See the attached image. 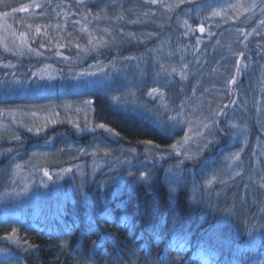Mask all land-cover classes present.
<instances>
[{
    "label": "rangeland",
    "instance_id": "obj_1",
    "mask_svg": "<svg viewBox=\"0 0 264 264\" xmlns=\"http://www.w3.org/2000/svg\"><path fill=\"white\" fill-rule=\"evenodd\" d=\"M133 1L0 0V264H28L35 254L23 238L29 227L65 223L68 210L105 213L118 194L157 177L175 187L171 195L184 189L217 218L212 235L226 228L240 241L237 250L264 260V48L257 46L264 35L253 32L264 34V13L250 8L264 0ZM127 46L141 50L125 55ZM102 50L108 58L97 60ZM25 61L29 72L15 73ZM161 64L176 72L167 75ZM67 87L76 95L64 96ZM153 88L159 92L149 95ZM103 110L139 132L147 124L164 144L123 141L96 118ZM59 126L73 133L37 142Z\"/></svg>",
    "mask_w": 264,
    "mask_h": 264
},
{
    "label": "trees",
    "instance_id": "obj_2",
    "mask_svg": "<svg viewBox=\"0 0 264 264\" xmlns=\"http://www.w3.org/2000/svg\"><path fill=\"white\" fill-rule=\"evenodd\" d=\"M123 2L128 7L135 1ZM138 3L141 6L142 2ZM136 49L141 50V46H127L125 55ZM66 51L75 54L76 48L70 46ZM108 53V50H102L96 59H107ZM4 54L0 53V59L6 57ZM18 65L15 73H28L33 67L27 61ZM7 81L12 78L1 82L5 84ZM68 83L72 80L68 79ZM59 92L62 91L56 90ZM65 93L64 96H74L76 89L67 87ZM99 103L103 104V98H97L96 106ZM101 116L107 125L124 134L122 140L131 145H138L141 141L164 144V135L155 129L148 130L147 124L143 125L145 131L139 132L128 121L122 120L120 124L113 120L105 110L97 112L96 118ZM120 117L135 124L141 123L129 114L122 113ZM69 133H73L70 128L59 126L41 133L37 142H43L48 136ZM105 210V213L98 214L86 213L80 208L75 215L68 210L65 223L29 227L23 238L35 247V254L26 258V262L131 264L136 260L138 264H256L261 260L260 252L237 250L240 241L230 230L223 229L219 237L212 235V230L218 226L217 218L204 207L193 204L188 191L181 189L175 196L171 195L158 177L151 186L135 185L118 194L107 203Z\"/></svg>",
    "mask_w": 264,
    "mask_h": 264
},
{
    "label": "snow or ice",
    "instance_id": "obj_3",
    "mask_svg": "<svg viewBox=\"0 0 264 264\" xmlns=\"http://www.w3.org/2000/svg\"><path fill=\"white\" fill-rule=\"evenodd\" d=\"M78 2L82 4V3H83V0H78ZM145 2H146V3H150V4H156V3H158V0H145ZM35 7H36V8H41L42 6H41L40 4H38V3H36V4H35ZM233 7H236V6H233ZM256 7H260L262 13H264V4H257V3L254 2V3H252V4L250 5V8H252V9H254V8H256ZM18 10L21 11V12H26V11H28V7H22V8H20V9H18ZM169 10H171V7H169ZM247 10H248V8H245V11H247ZM147 14H148V13H145V15H147ZM5 15H8V14L5 13ZM65 16H67V14H65ZM119 18H120V19H123V17H119ZM134 23H135V21H134ZM259 23H260L261 26H264V20H260ZM184 24L187 25V21H184ZM58 27H59V26H58ZM199 30H200L201 32H204L205 29H204L203 25H201V26L199 27ZM36 32H37V34H39V33H40V28H37V29H36ZM253 32H255L257 35H264V34L260 33L257 29H253ZM45 35H47V33H45ZM129 35H132V34H129ZM25 36H26V33H21V34H20L21 46H26V45H27V40L25 39ZM197 42H199V41H197ZM88 43H89V44H92V41L89 40ZM218 43H219V42H218ZM59 46H60V45H58V47H59ZM257 46H258V47H262V48H264V45H260L259 43H257ZM41 47H44V45L41 44ZM76 47L79 48L80 46L77 44ZM245 47H247V44H245ZM94 48H95V45H93V49H94ZM82 51H84V52H88L89 49H88V48H84V49H82ZM58 54H59V53H58ZM239 56H240V57H243V56H244V53H243V52H240V53H239ZM64 59L67 60V59H70V58H69V57H64ZM5 67H9V65H5ZM187 67H188L187 64H185V65L183 66V68H185V69H186ZM160 68H161V71L164 72V73H166L167 75H171L172 73H175V72H176V69H175L174 67L171 68V72H169V71H168V68H166L163 64H161ZM236 71H237V72H240V71H241V69H240V62H239V61H237V64H236ZM89 74H91V73H89ZM13 75H15V74H13ZM33 75H35V73H33ZM52 78H53V77L49 76V79H52ZM181 78H182V79H183V78H186V76H185L183 70L181 71ZM229 83H231V84H236V79H235L234 76L230 79ZM158 92H159V90H158L157 88H153V89L151 90V92L149 93V95H152L153 93H158ZM233 103H235V101H233ZM221 114H222V113L217 112V115H221ZM33 115H35V113H33ZM215 123H218V121H216ZM99 127H100V128H105L106 126L103 125V124H100ZM203 127L207 129V128L209 127V125H208V124H204ZM233 127H235V125H233ZM262 127H264V125H262ZM31 130H32V129H29V131H31ZM109 131H111V130L109 129ZM189 131H191V129H189ZM197 135H201V133L197 132ZM188 139H189V137H188V135L186 134L185 137H184V142H187ZM146 143L151 144L152 141H147ZM209 143H210V141H209L208 143H205V144L203 145V147H204V148H207ZM170 147L173 148V149H176V148H177V145H176V144H172V145H170ZM231 159H233V160H238V159H239V153H238V152L235 153V154L231 157ZM17 167H19V166H17ZM239 174H240V173H236V175H239ZM45 175H46V176L48 175L47 171H45ZM142 178L145 179V180H148V179H150V176H149V174H146V173H145V174H142ZM213 179H216V177L213 176ZM260 179H261V181H262V183L260 184V187L264 188V176H262ZM221 182H223V181H221ZM208 183L210 184L211 181H208ZM175 191H176L175 187H170V192H171V193L174 194ZM12 231H13V234H14L16 230L13 229ZM5 238H9V237H5ZM30 247H34V246H31V245H30Z\"/></svg>",
    "mask_w": 264,
    "mask_h": 264
},
{
    "label": "water",
    "instance_id": "obj_4",
    "mask_svg": "<svg viewBox=\"0 0 264 264\" xmlns=\"http://www.w3.org/2000/svg\"><path fill=\"white\" fill-rule=\"evenodd\" d=\"M204 27V26H203ZM201 32V31H200ZM201 33H203V32H201Z\"/></svg>",
    "mask_w": 264,
    "mask_h": 264
}]
</instances>
